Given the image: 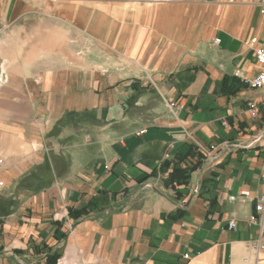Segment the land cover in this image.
<instances>
[{
	"label": "crops",
	"instance_id": "crops-1",
	"mask_svg": "<svg viewBox=\"0 0 264 264\" xmlns=\"http://www.w3.org/2000/svg\"><path fill=\"white\" fill-rule=\"evenodd\" d=\"M261 1L0 0V264H264Z\"/></svg>",
	"mask_w": 264,
	"mask_h": 264
},
{
	"label": "built area",
	"instance_id": "built-area-1",
	"mask_svg": "<svg viewBox=\"0 0 264 264\" xmlns=\"http://www.w3.org/2000/svg\"><path fill=\"white\" fill-rule=\"evenodd\" d=\"M150 3L159 2V0H145ZM260 11L264 15V0H262L259 4ZM218 42L217 40H214V43L216 44ZM251 43H254V40H251ZM254 57L256 61L261 65L262 70L252 78L242 77L240 75L239 71L235 72V75L240 77L242 81L248 85L251 88L258 89L262 93L263 103H264V48H258L254 51ZM144 131H141L140 133H143ZM264 164V159H263ZM4 188V182L0 176V196L2 194ZM247 195V193H243ZM254 215L250 216L249 220L250 222L259 223V240L264 239V190L260 194L259 198L257 199L255 206H254ZM228 229L234 228V222L229 221L227 223ZM259 247V244L257 245ZM184 259H188V255H184Z\"/></svg>",
	"mask_w": 264,
	"mask_h": 264
},
{
	"label": "rangeland",
	"instance_id": "rangeland-1",
	"mask_svg": "<svg viewBox=\"0 0 264 264\" xmlns=\"http://www.w3.org/2000/svg\"><path fill=\"white\" fill-rule=\"evenodd\" d=\"M109 1H114V2H119V1H121V0H109ZM142 2H145V3H150V2H148V1H145V0H141ZM162 0H159V3L161 2Z\"/></svg>",
	"mask_w": 264,
	"mask_h": 264
}]
</instances>
